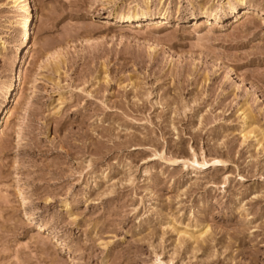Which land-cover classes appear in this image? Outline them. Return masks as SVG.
I'll return each mask as SVG.
<instances>
[{"label": "rangeland", "instance_id": "1", "mask_svg": "<svg viewBox=\"0 0 264 264\" xmlns=\"http://www.w3.org/2000/svg\"><path fill=\"white\" fill-rule=\"evenodd\" d=\"M10 1L0 264H264V0Z\"/></svg>", "mask_w": 264, "mask_h": 264}, {"label": "bare ground", "instance_id": "2", "mask_svg": "<svg viewBox=\"0 0 264 264\" xmlns=\"http://www.w3.org/2000/svg\"><path fill=\"white\" fill-rule=\"evenodd\" d=\"M239 2H242V0H240ZM10 3L12 4L13 8L20 9L23 12V14L25 15L24 20H22V22L20 24L21 29L23 30V36H22V39H21V42H20V47L24 48V50H25L28 47V45H29V42H30V39H31V35H32L31 31H32V29H33V27L35 25L36 18H37L36 14H35V9H34V6L30 3V0H11ZM218 14L219 13L216 10L211 11V12L208 13V15H210V19H216L218 17ZM146 16H147V12L141 13V14H138V15L137 14L122 15L120 17V20H121L120 22L122 24L126 23V22H132V21L133 22H138V21H141L143 19H146ZM167 16H165V14H163V16L161 17V19L158 20V22L164 20ZM6 113L9 114L8 112H6ZM241 115H242L241 119H242L243 127L248 126L249 119H250L249 112L245 108H243ZM246 129H247V127H246ZM250 131L251 130H249V132ZM210 163L213 166H215V165H223L224 164L222 161H220L218 159H212L210 161ZM190 164L191 165L193 164L192 165L193 167H195V166L201 167L203 165L206 166L207 163L205 161H202V162L199 163L196 160L195 155H193V160L191 161ZM187 165H188V163H187ZM128 180H130V179H128Z\"/></svg>", "mask_w": 264, "mask_h": 264}]
</instances>
